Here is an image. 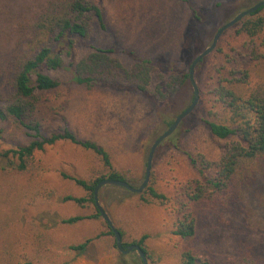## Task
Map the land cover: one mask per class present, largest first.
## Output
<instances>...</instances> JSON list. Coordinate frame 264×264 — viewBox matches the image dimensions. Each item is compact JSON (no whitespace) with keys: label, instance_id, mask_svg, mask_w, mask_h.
Wrapping results in <instances>:
<instances>
[{"label":"rangeland","instance_id":"1","mask_svg":"<svg viewBox=\"0 0 264 264\" xmlns=\"http://www.w3.org/2000/svg\"><path fill=\"white\" fill-rule=\"evenodd\" d=\"M42 1L0 0V66L9 58L18 26L32 17ZM240 1L96 0L105 14L107 31L95 26L90 43L102 48L115 47L117 56L125 63L130 61L129 50L138 56L152 59L165 56L177 61L183 37L193 53L202 51L211 42L212 29L233 18ZM217 3L222 6L215 13ZM192 9L199 15L194 30ZM193 31L205 34L199 36ZM247 43L243 38L235 41L228 35L222 40L227 54L231 48L238 49ZM254 43L264 54V31ZM87 47L75 39L72 59H80ZM215 61L214 57L204 60L195 68L198 90L195 109L207 110L213 105L209 90L216 81ZM49 74L57 77L61 84L55 90L37 93V118L42 133L49 135L69 129L79 138L96 142L109 153L114 169L126 172L134 180L133 187H138L143 181L151 145L176 114L163 112L167 108L162 104L151 102L136 92L87 89L75 85L66 71ZM193 123V128L178 143L180 150L172 147L181 137L179 127L155 150L149 182L165 196L163 205H144L136 196L115 197L104 187L98 193L100 205L115 228L123 232V242L131 243L148 235L147 248L162 257L157 264H180L182 241L171 231L181 210L190 206L183 197L185 186L197 179L182 150L202 153L215 160L224 144L199 122ZM0 128V152L30 141L13 123H0ZM34 163L33 173L5 175L0 172V264L26 261L32 264H116L118 250L114 236L107 235L102 218L86 219L73 225L59 222L69 216L94 214L91 203L82 208L62 202L66 195L83 197L87 194L63 179L61 173L94 179L102 172L97 157L68 142H59L36 153ZM241 195L242 200L233 215L227 214L221 221L212 220L205 207L195 208L200 222L196 246L207 251L215 264H229L248 245L263 249L264 183L256 177L242 188ZM89 238L93 241L82 255L76 256L69 250V246Z\"/></svg>","mask_w":264,"mask_h":264},{"label":"trees","instance_id":"2","mask_svg":"<svg viewBox=\"0 0 264 264\" xmlns=\"http://www.w3.org/2000/svg\"><path fill=\"white\" fill-rule=\"evenodd\" d=\"M258 1L241 0L235 15ZM221 6L219 3L215 5V13ZM263 11L264 6L224 32L215 50L200 61L199 65L204 60L213 57L216 59V81L209 90L213 105L207 110L196 108L183 119L178 126L181 137L177 138V143L172 144L174 149L180 150L178 143L193 128L194 121L204 126L212 137L224 141L215 160L208 159L202 153L182 150L196 172L197 179L185 186L183 197L190 206L181 210L171 231L173 236L182 241L180 264H215L207 251L199 250L196 246L200 223L195 209L197 206L205 207L212 220L221 221L227 214L233 215L235 208L239 206L244 186H248L256 177L264 183V54L254 43L264 31ZM192 12L194 30L199 22V15L194 9ZM95 26L101 31H107L105 14L96 0H43L32 17L18 26L9 58L0 66V123H13L30 138L26 145L0 152L1 173H33L36 170L35 154L59 142H68L90 151L102 165L100 175L91 180L61 173L63 179L69 180L87 194L83 197L66 195L62 197V202L73 203L82 208L91 203L95 209L91 215L60 219L59 222L65 225H73L86 219H101L93 200V191L99 181L117 179L133 186L134 180L126 172L115 170L109 153L96 142L79 138L69 129L49 135L42 133L37 118V93L55 90L61 84L49 72L66 71L70 73L75 85L87 89L103 88L139 93L149 101L167 108V111H163V108L160 111H170L176 117L192 102L189 67L201 52L193 53L183 37L177 61L165 56L156 59L138 56L129 50L127 54L130 61L125 63L117 56L115 47L102 48L90 43ZM218 28L215 26L210 35H214ZM194 33L199 36L205 34L203 31ZM226 35L235 41L240 38L247 40L249 47L231 48L229 54L225 53L222 40ZM75 39L88 45L85 54L78 60L72 59ZM63 56L68 59L67 62ZM196 73L195 71V76ZM172 121L166 122V126ZM104 188L112 196L120 195L122 199L136 196L144 205H163L166 199L150 182L140 194L130 193L123 188ZM105 227L108 229L107 235L113 236L106 223ZM116 229L124 248L135 244L143 251L148 264L161 261V255L147 248L145 242L148 235L144 234L138 240L126 243L123 242V232ZM92 241L91 238L86 239L69 246V250L80 256ZM262 248L256 249L255 246L248 245L229 264H264V246ZM22 264L32 263L26 261ZM116 264L142 262L134 251L129 254L118 251Z\"/></svg>","mask_w":264,"mask_h":264},{"label":"water","instance_id":"3","mask_svg":"<svg viewBox=\"0 0 264 264\" xmlns=\"http://www.w3.org/2000/svg\"><path fill=\"white\" fill-rule=\"evenodd\" d=\"M262 6H264V0H259L258 2L254 3L252 6L248 7L247 9L239 11L236 15H234L233 18H231L230 20H228L227 22L222 24L214 33L210 44L206 48H204L193 59V61L190 64V67H189V75H188L189 82H190L192 89H193L192 102L190 103V105L185 110H183L180 114H178L174 118L172 123L167 127V129L154 140L153 144L151 145V147L149 149L148 155H147L144 179L139 184V186L133 187V186L129 185L127 182H123V181H120L117 179H103L96 184L94 191H93V200H94L95 206H96L98 212L100 213L102 220L111 229L113 236H114L115 246L120 253L129 254L130 252L134 251L137 253L138 257L141 259L142 264H148L146 257H145L143 251L141 250V248L139 246H137L135 244L129 245L126 248H124L122 246L121 236H120L119 232L114 227L109 216L107 215V213L104 211L103 207L99 203V200H98L99 190L103 187L111 186V187L126 189L127 191H129L130 193H133V194H140L146 188V186L149 183V179H150L151 165H152V160H153L155 150L157 149V147L160 145V143L163 140L168 138L176 130L178 125L181 123V121L183 119H185L186 117H188L194 111L195 107L197 106L198 90H197V86H196V83L194 80L195 68L200 63L201 60H203L206 56H208L216 48L218 40L220 39V37L223 35V33L225 31L234 27L240 20H242L246 16L252 14L253 12L258 10Z\"/></svg>","mask_w":264,"mask_h":264}]
</instances>
